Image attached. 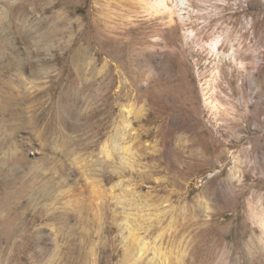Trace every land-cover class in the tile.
I'll use <instances>...</instances> for the list:
<instances>
[{"label":"rangeland","instance_id":"obj_1","mask_svg":"<svg viewBox=\"0 0 264 264\" xmlns=\"http://www.w3.org/2000/svg\"><path fill=\"white\" fill-rule=\"evenodd\" d=\"M190 1L0 0V264H264V0Z\"/></svg>","mask_w":264,"mask_h":264},{"label":"bare ground","instance_id":"obj_2","mask_svg":"<svg viewBox=\"0 0 264 264\" xmlns=\"http://www.w3.org/2000/svg\"><path fill=\"white\" fill-rule=\"evenodd\" d=\"M151 3H155L159 9L163 10L165 14L171 13L172 10L175 11V14L180 18L183 24H186L189 20H191V11L192 10L195 11L194 8L191 6L190 0H151ZM198 11H202V10H198ZM205 11L210 15L213 13L219 14L218 6H215V8L208 6V8ZM249 23L251 22H249V20L247 19L246 27L250 25ZM185 34H186L187 39L191 40L193 43H197V45L201 49H206L210 54L214 55L215 58L219 59L221 62L223 63L229 62L230 64L233 63L234 65L236 64V66L242 68L243 70L248 71L249 68H248V63L246 62V59L249 56L250 52H248L246 49L244 51L245 56L244 55L242 56L240 46H236L235 44L236 41L232 39H230V42H229L230 44L229 51L228 52L221 51L220 47L223 45V42H224L223 40L225 39L223 32H219L218 34H216L210 41H203V40L199 41L198 40L199 37H197L196 32L193 29H189V28L186 29ZM226 40H228V38H226ZM217 72L213 70L214 77L212 76L213 79H211L213 82H215L218 79L219 74H217ZM208 87L209 89H211L213 86L211 88L210 86ZM204 88H203V91H204ZM204 94H205L206 104H209L212 107H215L214 102H213L214 98H212L213 99L212 100L210 99V97H207L205 91H204ZM131 110L132 109L130 108L129 111ZM263 213L264 212H262L261 214H255V215L256 216L258 215L259 223L261 226L264 227V214ZM165 258H167V256Z\"/></svg>","mask_w":264,"mask_h":264}]
</instances>
